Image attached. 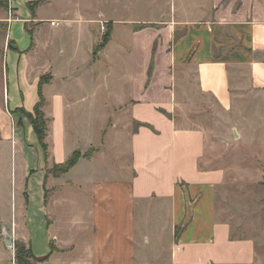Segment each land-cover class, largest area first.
Instances as JSON below:
<instances>
[{
	"label": "crops",
	"instance_id": "obj_1",
	"mask_svg": "<svg viewBox=\"0 0 264 264\" xmlns=\"http://www.w3.org/2000/svg\"><path fill=\"white\" fill-rule=\"evenodd\" d=\"M29 1L33 0L26 4ZM97 4L84 8L79 16L68 9L64 18L54 17L50 25L67 23L68 32L74 33V24H89L84 27L91 40L88 60L91 65L104 61L105 67L100 73L90 69V90L96 92L102 84L110 90L115 78L131 85V92L117 104L111 93L106 94L99 101L103 113L96 109L95 93L76 99L63 91L56 117L46 111L50 100L44 94L46 85L56 82L52 72V79L43 86V110L49 119L43 180L39 177L32 184L33 178L30 189L24 183L15 220L4 219L0 211V264H16L15 248L6 245L4 229L14 233V242L21 240L31 248L40 259L38 264H264V232L256 237L240 230L246 222L237 211L252 212L248 204L247 211L235 205L237 211L218 206L220 198L225 202L222 191L230 183L223 155L209 154L208 131L189 114L194 104L178 101L176 76L193 69L199 92L213 102L216 113L225 117L231 113L234 147L262 159L264 120L256 132L251 131L237 119L241 112L236 108L264 100V0H181L179 6L177 0H101ZM125 6L136 9L129 19L116 15V9ZM30 9H24L21 17L18 7L17 19L42 23L36 7ZM52 20L59 24L52 25ZM100 21L106 23L110 36L94 53ZM120 25H125L128 41L123 38L121 50L112 53ZM31 41L28 51L36 45L33 37ZM44 74L49 72H42L38 83ZM75 86L82 85L75 82ZM180 86L186 89L184 83ZM22 103H13V109L6 110L8 115L17 107L33 111ZM81 103L87 109L83 118ZM114 106L122 107L125 115L115 122ZM178 109L182 113L176 116ZM98 114V132L85 147L67 149L71 139L87 138L80 131L82 119H95ZM55 128L63 147L60 155L54 149ZM114 129L116 138L125 136L127 141L130 160L120 167L126 173L114 175L117 170L110 165L108 174L98 175L94 166L105 163L112 153ZM90 149L92 155L81 156L66 173L51 172L75 151L84 154ZM84 166L89 173L78 177ZM29 169L27 176L38 170ZM255 169L260 175L238 169L231 183L246 187L264 181V169ZM41 185L42 203L39 194L30 193Z\"/></svg>",
	"mask_w": 264,
	"mask_h": 264
},
{
	"label": "rangeland",
	"instance_id": "obj_2",
	"mask_svg": "<svg viewBox=\"0 0 264 264\" xmlns=\"http://www.w3.org/2000/svg\"><path fill=\"white\" fill-rule=\"evenodd\" d=\"M26 1L0 0V211L2 217L10 221L12 217L15 220L16 211L20 210V204L23 199L22 186L24 183L28 182V188L30 189L33 178L34 182L32 184L39 177L40 180H43L42 173L46 165V156L43 146L35 135L27 115L24 113L25 109L17 107L11 112V116L8 115L7 109H13L12 105L17 100L23 101V105L33 108L34 103L39 99L38 76L46 71L47 73L49 72L51 79L52 72L56 77L55 83L46 85V88H44V94L50 100V105L46 108V111L56 117L60 114V93L62 94L63 91L68 95L75 96L74 98L76 99L83 97L84 94L88 98L89 95L95 93L98 100L96 109L103 113L104 108L102 110L99 101L106 94L109 95L111 93L113 103L117 104L122 103L131 92V85L122 84L120 81H116L115 78L110 81V90H107L108 88L105 89L103 84L101 85L102 88L96 90V92L90 90V83L92 84L90 69L96 68L100 70V73L105 67L104 61L91 65L88 60L91 40L84 27H88L89 24H84V27H80L78 23L74 24L72 27L74 33L68 32L67 23L54 27L50 25L52 18H64L68 9L73 11L75 16H79L80 13L83 15L84 8L96 5L101 0H50L48 4L47 0H33L27 4ZM180 3L181 0H177L178 6ZM18 7L21 17L25 15L23 14L24 9L32 11L30 7H36V12L43 18V22L34 20L24 22L18 20ZM135 10L133 7L131 9L128 6L124 8L119 7L116 9V15L119 17L125 16L126 19H129L131 15H135ZM146 13H150V8L149 10L147 9ZM25 24L27 29L24 26ZM39 24L41 26L40 29L38 28ZM30 31L35 32L32 34ZM107 31V27L105 31L99 28L96 31L97 39L93 49L94 53L101 49L98 46L103 41ZM32 37L36 45L28 51V48L31 46ZM123 38L128 41L126 27L125 25H120L116 41L110 47L112 53L118 49L121 50ZM111 57H113L114 62L119 63L118 59L113 55ZM50 68L52 70L48 71ZM17 70L20 77H16ZM83 70L86 71L83 72ZM79 73H81V76H79ZM14 75L16 78H14ZM176 76L178 78V101L194 104L189 114L194 119V122L196 121L208 131L209 154L223 155L221 161L225 164L224 167L227 171L228 182L230 183L222 191L226 198L225 202L220 198L224 203L221 201L218 203V206L220 208L229 207L236 210L233 207L235 205L237 207H245L246 210V204H248L247 207L252 212L244 213V211L236 210L237 214L243 216L246 222L245 226L240 230L245 235L261 237L264 232L263 181L246 187L242 185L235 186L231 181L234 182L237 179L238 169L242 170L246 168L250 176H254L255 174L260 175L261 172L255 169V167L264 169V155L260 159L258 155L251 156V153L250 155L244 154L247 153L248 149L240 151V148L234 147L233 143L236 142V139L232 134L233 121L231 113L230 116L226 117L216 113L217 109L211 107L213 102L199 92L197 88V75L193 69L190 70L188 68L185 72L177 73ZM58 77H69L71 79L63 81V79H58ZM75 82L82 86L76 87ZM182 83L186 87L184 91L181 90L180 84L182 85ZM19 88L22 91H19ZM262 101L264 102L263 99L248 102L247 105L240 103L236 110L240 109L241 113H238L236 110L234 111L235 115L238 113L237 119L242 121V124L248 126L249 129L252 128L251 131L254 132L258 128L257 125L261 124L262 120H264L262 117L264 115V103H260ZM79 108L80 111H83L82 117L84 111L87 113V109H85L86 107L83 103L79 105ZM113 110L114 122L117 119L121 120L124 118L125 115L122 113V107L116 106L115 108L114 106ZM175 113L176 116H179L182 112L178 109ZM99 123H101L100 114L95 119H82L80 131L82 134H86L87 138L80 139L78 142L76 139H71L67 149L85 147L87 141H90L91 135L98 132ZM120 126L124 129L125 125L122 122ZM56 130L57 128H55L53 143L54 149L60 155L63 152V147L60 138L57 136L58 130ZM117 132L114 129L113 137L110 138L113 141V150H111L112 153H110L106 162H97L94 166V170L98 175L108 174L110 165L113 166V169L117 170H113L114 175L126 173L120 167H122L125 161L130 160V154L126 149L127 141L125 136L116 138L114 135ZM7 134L11 135L10 138L6 137ZM121 150H126V152L119 154ZM240 162L244 166H241L240 164L242 163ZM29 167L38 170L33 172L32 176H27L30 171ZM89 171L90 168L84 166L78 170L76 175L82 177L88 174ZM30 193L32 196L39 194V200L42 203L44 195L42 185L40 186V190ZM32 202V205H34L36 201L32 200ZM230 219L233 221L232 218ZM12 236H15L13 232ZM260 251L262 252L261 248ZM28 262L34 264L32 259Z\"/></svg>",
	"mask_w": 264,
	"mask_h": 264
},
{
	"label": "trees",
	"instance_id": "obj_3",
	"mask_svg": "<svg viewBox=\"0 0 264 264\" xmlns=\"http://www.w3.org/2000/svg\"><path fill=\"white\" fill-rule=\"evenodd\" d=\"M110 36V30L107 31L105 34V37L103 41L99 44V48L104 47V45L107 43ZM51 77L49 74H44L40 77L39 83H38V101L36 102L33 111L27 112L24 110V113L27 115L29 120L31 121V124L33 126L34 132L40 141L41 145L44 148L46 159L48 157V143L46 142V138L48 135V126H49V119L46 117L45 112L43 110L44 105L46 103V99L43 94V86L44 84L48 83L50 81ZM93 149H90L86 153L82 154L80 151H75L66 162L61 164H56L51 169V172L58 176L60 174L66 173L69 171L79 160L81 156L90 157L93 153ZM264 184V181H263ZM14 248H15V260L16 264H30L28 261L33 260L34 264H38L40 261L39 258H37L33 253L30 247L27 246V244L21 240H16L14 242ZM29 259V260H28Z\"/></svg>",
	"mask_w": 264,
	"mask_h": 264
},
{
	"label": "water",
	"instance_id": "obj_4",
	"mask_svg": "<svg viewBox=\"0 0 264 264\" xmlns=\"http://www.w3.org/2000/svg\"><path fill=\"white\" fill-rule=\"evenodd\" d=\"M3 234L5 236V243L8 246H14V237L6 229H4Z\"/></svg>",
	"mask_w": 264,
	"mask_h": 264
},
{
	"label": "built area",
	"instance_id": "obj_5",
	"mask_svg": "<svg viewBox=\"0 0 264 264\" xmlns=\"http://www.w3.org/2000/svg\"><path fill=\"white\" fill-rule=\"evenodd\" d=\"M100 23H101V30H102V31H105V29H106V24H105V22H104V21H100ZM51 24H52V25H58L59 22H58V21H55V20H52V21H51Z\"/></svg>",
	"mask_w": 264,
	"mask_h": 264
}]
</instances>
